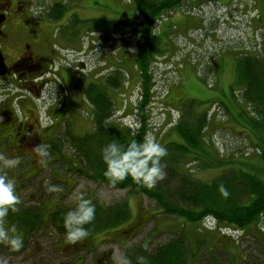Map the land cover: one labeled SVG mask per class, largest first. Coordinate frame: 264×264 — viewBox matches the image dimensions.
<instances>
[{
	"label": "rangeland",
	"instance_id": "1",
	"mask_svg": "<svg viewBox=\"0 0 264 264\" xmlns=\"http://www.w3.org/2000/svg\"><path fill=\"white\" fill-rule=\"evenodd\" d=\"M227 1H230L231 5L236 3L235 6L239 4L241 9L244 8L243 13L241 15L237 12L232 13L229 7H225L224 10L222 6L218 7L214 0H207L204 6L201 5L203 7L194 10L200 16L209 18L213 25H219L217 31L220 36L225 38V40H222L217 33H208L210 31L207 30L205 39H209L212 45H216L214 40H222L220 43L224 42L217 49L219 50V56L213 51L206 50L208 43L201 48V52H205L204 55L210 51L208 58L211 61L210 65L212 67L216 66L215 75L211 79L207 78L205 80L197 70L194 71L193 67L188 68L186 66L182 69V73H179V76L176 74L174 79V74L170 69L173 67L171 66L172 62H170V66H167L166 63L158 64L159 68L156 70L158 83H156L157 89H155L157 91L155 95H158V97H155L152 103L150 102V108L147 109V113L151 117L150 128L155 133L153 135L158 142L166 148L165 144L171 142L189 146V151L184 154L179 162V167L181 170L189 172L194 178L208 182L225 171L235 168L254 174L264 181V163L256 149L257 143H261L264 139V127L261 130V126L259 128L256 124L253 126L250 121L252 113L249 111L242 93L239 92L243 86L239 81L236 62V53L240 48H242L240 49L242 51H245L248 46L250 49L256 48L257 41L262 42L264 39V30H262L264 12L261 10L264 7V0H237V2L236 0H220V3H227ZM80 5L85 6V8L81 10L83 16H77L76 29H71L73 28L71 26H65L64 28L65 24L58 22L54 24L55 41L59 46L70 48L71 45L80 53L83 52L79 50L87 47L89 41L87 36L92 29L122 30L124 27L122 25L123 20L127 14L133 12H131L129 0H80ZM255 6L261 10L262 19L254 18V15L257 14V12H253ZM68 7H70V4L63 5L65 10ZM195 17V15H186L184 19L183 16H176L175 21L181 23L182 26L175 32L183 30L184 33L189 31L194 33L193 29L198 24L194 21ZM165 25L172 32L173 24L163 21L161 27ZM198 33L200 32L198 31ZM64 38L72 41L71 44L66 43ZM179 38L181 43L184 44V39ZM201 40H204V38ZM188 41L192 42L188 39L186 43ZM201 42L204 43V41H199V43L194 44L199 45ZM133 44V40H130L128 44L125 42L115 43V47L113 46L115 48L114 53L107 56L105 55L106 51L96 52V56L90 55L87 51L84 57L86 64L82 67L84 69L81 70L83 73L81 76H84V78L80 77L81 84L88 79L100 82L106 74L112 73L114 76L119 77L117 73L122 69L124 78L120 88L117 91H113V89L108 91L107 88H104V90L111 98L116 100V105L120 108L114 117L121 122H116L125 126L123 121L127 119V124L130 127H133V123L137 121L136 116L130 115L137 112L134 106L137 105L140 93V87L137 86L139 75L134 65L135 50ZM126 45L130 46L129 50ZM118 46L120 48H117ZM178 47L177 45L176 48ZM66 51L60 54L64 59L70 57L69 53L71 51ZM80 53H78L79 56H81ZM65 54L66 56H64ZM198 63L196 62V64ZM125 68H128L131 73L130 79L126 75ZM163 79H165L164 82ZM207 80L213 83V86L210 85L209 87L206 83ZM81 89L80 108L75 114L74 125L75 132L84 134L90 132L93 128V111L90 101L88 102L84 95L83 86H81ZM11 98L12 95L9 97V101L12 100ZM33 100L40 105L39 108L46 109L44 108V106H47L44 99L40 100L42 101L41 104L37 99L33 98ZM29 103L21 105V108L37 110L34 104ZM128 115L129 117H127ZM202 116H206L203 128L197 137L196 143H190L182 134L178 125L183 123V128L191 126V132L196 134L198 125L193 121L200 120ZM48 153L49 155L46 158L47 168L35 175L21 192V196L32 198L33 201H29L30 205L32 203L41 204L42 198H45L41 191L42 189L47 191L45 185L47 183L51 184L52 180L50 179L54 177L56 180L62 181L60 183L62 191L59 194L53 193L57 197L47 194L48 197L45 198L46 203L44 205L48 207L49 211L50 208L54 209L56 205L73 209L76 207L79 196L81 194L85 196L87 193V197L93 195V201L107 207L126 200L129 203V217L114 222L112 225L88 236L83 245L87 244V248H91L92 251L83 250V253L86 254L83 261L78 256L81 255L82 251L71 252V246L62 241L54 227L49 224V226L46 225L43 229L32 234L33 242L27 245L25 243L19 251H11L7 245L0 244V264H97V257L108 251L112 252L113 255L112 264H126L129 252L140 254L144 249H154L156 246L169 242L182 233L189 242L191 250L203 255H193L194 260H196L194 264H209L211 260L207 257L217 258L222 254L225 257L227 256L229 264H243V262L249 261L250 264L255 261L263 264L264 231H261L257 225L252 227L249 232L246 231L239 238L240 242L238 244L233 236L222 234L218 229H208L202 226L201 223L189 222L183 218L159 213L155 201L144 194L132 192L129 188L121 189L106 183H98L77 169L73 168L74 171L70 172L68 166H64L60 162L58 164L61 165V170L51 168V165H49V161H53L51 157L53 159L60 155L59 153ZM62 154L69 156L72 155V152H62ZM31 159L32 163H27V165L35 166L34 168L42 167L43 164L39 162L40 158L36 153ZM9 161L12 163L9 164ZM15 164H17L16 159L10 160L2 157L0 160V166ZM58 170L60 171L58 172ZM21 173L23 176L34 174L33 171L25 168L21 170ZM17 186L15 183L16 189ZM32 192L33 195H31ZM50 194L52 195V193ZM7 221H9V218H6L5 227L10 226ZM206 222L210 227L216 225L210 220H206ZM260 223H264V216ZM34 241L36 245H34ZM24 247L27 249L24 250Z\"/></svg>",
	"mask_w": 264,
	"mask_h": 264
},
{
	"label": "trees",
	"instance_id": "2",
	"mask_svg": "<svg viewBox=\"0 0 264 264\" xmlns=\"http://www.w3.org/2000/svg\"><path fill=\"white\" fill-rule=\"evenodd\" d=\"M129 2L131 4V12H133L132 14H127L124 19L125 21L123 20V25H129L127 35H131L129 38L134 41L133 48L134 50L137 49L134 53V65L138 71L139 78L137 84L141 91L134 109H137L135 114L138 127L135 131H132L129 127L123 126L122 123L116 122L120 121L114 117L120 108L116 105V100L111 98L104 90V88H107L108 91L111 89L117 91L120 88L124 78L123 70H120L122 72L118 71L117 75L119 77L114 76L112 73L106 74L100 82L92 80L84 86L81 85L83 86L85 97L92 105V130L84 134H75L71 131L66 132L65 144H69L71 149L53 152L54 154L59 153L60 156L53 159L51 157L52 163L49 161L51 168L61 170V165L58 164L60 162L64 166H68L70 172L77 169L98 183L109 184L103 175L106 166L101 159L102 148L111 141L125 145L133 139L140 141L144 134L151 130V117L148 115L147 109L150 108L149 104L155 98V89H157L156 70L159 68L157 60L162 59L160 63H166L168 66V59L171 58V52L174 51L173 48L175 46L172 37L173 33L170 32V29H167L166 25L161 27V24L163 21L171 22L174 28H176L177 23L174 22L171 16L174 10L180 9L185 12L189 8H193L195 3H197L196 0H129ZM224 4L219 1L217 6H222L223 9ZM261 10L264 12V7ZM261 10L259 9V12ZM80 16L83 15L80 14ZM198 16L194 19L199 24L196 27L202 25L201 27H203L205 33L208 30L218 34L217 27L219 25H213L207 17ZM260 17L262 19V14H260ZM110 32L102 35L104 41L109 39L107 35L110 34L111 36L112 33ZM120 33H122V37H126L123 30H120ZM203 36L204 33L201 32L199 35H194V39H196V42H199ZM96 37L99 39L100 33L96 32ZM65 42L68 43V40ZM120 42L121 39L117 40L116 43ZM129 48L130 46H128ZM240 49L236 53L238 77L243 86L239 92L242 93L244 100L247 102L248 109L252 113L250 116L251 123L253 126L256 124L258 128L261 126L262 130V127H264V39L262 42L257 41L256 48L250 49L248 46L245 51ZM122 63L124 62L122 61ZM125 69L126 75L130 79L131 73L128 71V68ZM211 71L212 69L208 68L203 73L205 80ZM168 77L170 78V76ZM168 77L167 79H169ZM164 81L165 79H163ZM205 120L206 116H202L200 120L193 121L198 125L196 134L191 132V126L183 128V123H180L178 128L190 143L195 144ZM106 121L107 125L105 124ZM166 146L168 154L162 158V163L165 164L164 171L166 175L163 180L157 182L154 188L147 189L138 186L132 181L131 177L115 186L109 185L121 189L129 188L132 192L144 194L155 201L159 213L183 218L189 222L202 223L205 219L211 217L219 225L239 229L243 232H249L252 227L258 226L264 216L263 180L254 174L232 168V170L225 171L211 181H202L192 177L189 172H185L179 167V162L184 154L189 151L187 144L171 142L166 144ZM256 149L264 163V139L261 143H257ZM62 152H72V155L65 156ZM61 156L64 157L61 158ZM55 165L57 166L55 167ZM50 180H52L51 184L58 186L62 182L61 180H56L54 177ZM221 185L229 193L227 198L222 196L219 191ZM47 193L49 196L57 197L54 195L55 193H52V195L49 192ZM86 195L84 198H89L93 201V195L90 197ZM43 199L41 200L42 206L41 204L32 203L30 206L20 207V204H17V211L9 212L7 217L9 221L7 223L9 222L10 225L15 224L22 236L23 232L25 233L27 230H30V234L32 235L38 230L43 229L46 225L49 226L51 224L62 241L67 242L63 217L70 208L58 207L56 205L54 209L50 208L51 210L49 211L48 207L44 205L46 201ZM93 203L96 206V214L94 221L89 225H85L89 231L88 236L112 225L114 222L129 217L130 210L126 200H122L111 207L102 206L96 201H93ZM185 240L182 233L171 241L156 246L154 249H144L140 254L129 252L127 255L128 263L137 264V257H145L147 264H194L196 260H194L193 255H203L193 252L189 242ZM32 242H27L26 237L23 236V246L25 243L27 245ZM35 243L34 241V245H36ZM26 247H24V250L27 249ZM220 256L217 258L205 257L211 260L209 264H229L227 256L225 257L223 254ZM218 258H223L224 261ZM249 262H243V264H250ZM262 263L264 264V260ZM251 264H259V261L251 262Z\"/></svg>",
	"mask_w": 264,
	"mask_h": 264
},
{
	"label": "flooded vegetation",
	"instance_id": "3",
	"mask_svg": "<svg viewBox=\"0 0 264 264\" xmlns=\"http://www.w3.org/2000/svg\"><path fill=\"white\" fill-rule=\"evenodd\" d=\"M63 5V0H0V160L5 157L16 159L17 163L0 166V176L18 185L20 207L30 206L29 201H33L21 196L24 186L48 166V162L42 163L41 168L27 165L32 163L33 149L44 144L48 152L70 150L71 146L65 144L66 132L78 133L74 121L80 108V69L85 61L71 45L68 58L71 64L60 56L55 45L54 24L58 22L65 24L64 28L76 29L80 14L71 5L66 13ZM35 8L42 9L39 16H33ZM89 49L90 45L86 51ZM89 53L92 55L91 49ZM33 98L44 99L47 105L44 117ZM29 102L37 110L21 108ZM24 168L34 174L23 176ZM47 192L42 189L43 197H48ZM23 236L28 242L33 241L30 230L23 232ZM84 241L69 244L71 252L82 251L78 255L81 261L86 258L83 250L91 251L87 244L83 245ZM97 259V264H112V252H103Z\"/></svg>",
	"mask_w": 264,
	"mask_h": 264
},
{
	"label": "clouds",
	"instance_id": "4",
	"mask_svg": "<svg viewBox=\"0 0 264 264\" xmlns=\"http://www.w3.org/2000/svg\"><path fill=\"white\" fill-rule=\"evenodd\" d=\"M41 11L42 9L39 8L33 9V16H39ZM123 123L130 127L127 124V119ZM105 124L107 125V121ZM47 148V145L38 144L33 149L41 163H45L49 155ZM167 154V148L161 145L151 132H146L142 140L133 139L126 145L111 141L101 150V159L106 166L103 175L112 186L131 177L136 185L152 189L158 181L165 178V164L162 163V158L166 157ZM8 163L11 164L12 162L9 161ZM45 187L50 193L62 191L60 186L50 183H47ZM219 191L222 196L228 197L229 193L222 185ZM18 202L19 197L16 194L14 181L0 176V244L7 245L14 252L23 247V236L15 224L5 227V222L10 211H17ZM95 214L96 206L93 201L84 198L81 194L76 207L68 210L63 217L65 238L68 244H77L88 237L89 231L85 225L94 221ZM258 227L264 231V223L258 224ZM137 264H147V259L137 257Z\"/></svg>",
	"mask_w": 264,
	"mask_h": 264
},
{
	"label": "crops",
	"instance_id": "5",
	"mask_svg": "<svg viewBox=\"0 0 264 264\" xmlns=\"http://www.w3.org/2000/svg\"><path fill=\"white\" fill-rule=\"evenodd\" d=\"M175 18L176 17H174L173 19L175 20ZM179 26H182V24L181 23H179ZM188 65H190V64H188ZM191 66V65H190ZM190 66H188V68H190ZM192 67V66H191Z\"/></svg>",
	"mask_w": 264,
	"mask_h": 264
},
{
	"label": "water",
	"instance_id": "6",
	"mask_svg": "<svg viewBox=\"0 0 264 264\" xmlns=\"http://www.w3.org/2000/svg\"><path fill=\"white\" fill-rule=\"evenodd\" d=\"M0 62H1V56H0ZM2 63V62H1ZM0 72H1V67H0Z\"/></svg>",
	"mask_w": 264,
	"mask_h": 264
},
{
	"label": "bare ground",
	"instance_id": "7",
	"mask_svg": "<svg viewBox=\"0 0 264 264\" xmlns=\"http://www.w3.org/2000/svg\"><path fill=\"white\" fill-rule=\"evenodd\" d=\"M97 21V20H96Z\"/></svg>",
	"mask_w": 264,
	"mask_h": 264
}]
</instances>
